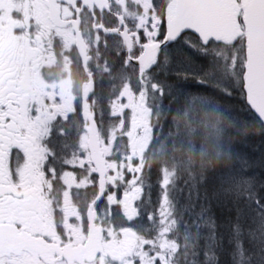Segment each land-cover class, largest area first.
Here are the masks:
<instances>
[{
    "label": "snow or ice",
    "instance_id": "6c2138e0",
    "mask_svg": "<svg viewBox=\"0 0 264 264\" xmlns=\"http://www.w3.org/2000/svg\"><path fill=\"white\" fill-rule=\"evenodd\" d=\"M255 137L264 0H0V264H264Z\"/></svg>",
    "mask_w": 264,
    "mask_h": 264
},
{
    "label": "trees",
    "instance_id": "16d2710c",
    "mask_svg": "<svg viewBox=\"0 0 264 264\" xmlns=\"http://www.w3.org/2000/svg\"><path fill=\"white\" fill-rule=\"evenodd\" d=\"M246 153H251L253 158L255 159V166L251 171L256 175L264 174V167L260 166L259 157L261 154H264V141H261L259 137L253 138L252 146L245 147L243 145L239 146Z\"/></svg>",
    "mask_w": 264,
    "mask_h": 264
}]
</instances>
